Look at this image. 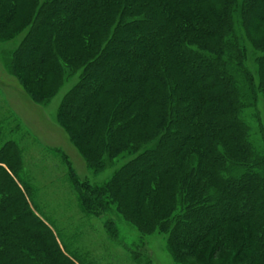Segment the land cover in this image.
<instances>
[{"label":"trees","instance_id":"obj_1","mask_svg":"<svg viewBox=\"0 0 264 264\" xmlns=\"http://www.w3.org/2000/svg\"><path fill=\"white\" fill-rule=\"evenodd\" d=\"M8 64L103 185L81 211L166 237L176 264H264V0H0ZM0 125V264H85L33 208L18 143ZM111 239L119 230L109 224ZM91 264V263H90Z\"/></svg>","mask_w":264,"mask_h":264},{"label":"rangeland","instance_id":"obj_2","mask_svg":"<svg viewBox=\"0 0 264 264\" xmlns=\"http://www.w3.org/2000/svg\"><path fill=\"white\" fill-rule=\"evenodd\" d=\"M25 35L9 43H0V125L5 141L19 144L22 150L23 179L32 188V205L36 214L60 235L61 244L85 264H176L167 239L158 233L146 237L118 215L87 217L80 209L78 195L71 182L64 153L82 182L103 185L128 160L121 157L113 168L101 174L88 169L84 159L69 142L57 123L59 106L77 78L71 80L48 106L33 103L9 71L11 53ZM263 131L254 124V140L264 148V103L259 105ZM116 225L117 240L111 239L107 227Z\"/></svg>","mask_w":264,"mask_h":264}]
</instances>
